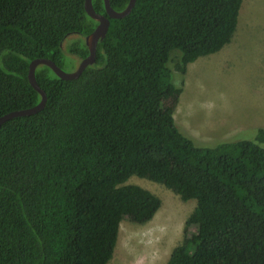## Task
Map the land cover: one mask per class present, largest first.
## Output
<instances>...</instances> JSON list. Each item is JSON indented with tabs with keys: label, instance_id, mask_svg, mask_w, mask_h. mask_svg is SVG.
<instances>
[{
	"label": "trees",
	"instance_id": "trees-1",
	"mask_svg": "<svg viewBox=\"0 0 264 264\" xmlns=\"http://www.w3.org/2000/svg\"><path fill=\"white\" fill-rule=\"evenodd\" d=\"M128 2L109 0L116 12ZM242 2L136 0L109 18L77 79L36 68L44 109L0 126V264H108L121 222L144 225L161 206L132 177L196 201L166 264H264V129L206 146L174 119L183 90L172 73L231 42ZM84 3L0 0V117L39 103L31 61L61 68L70 35L82 40L66 50L87 57L98 23ZM92 6L107 16L103 0Z\"/></svg>",
	"mask_w": 264,
	"mask_h": 264
},
{
	"label": "rangeland",
	"instance_id": "rangeland-1",
	"mask_svg": "<svg viewBox=\"0 0 264 264\" xmlns=\"http://www.w3.org/2000/svg\"><path fill=\"white\" fill-rule=\"evenodd\" d=\"M76 37L81 39L70 35L62 44L61 68L67 73L75 71L80 63L66 50ZM176 54L180 56L173 50L170 57ZM172 82L182 84L183 90L174 113L175 123L197 145L253 141L257 130L264 129V0H243L231 42L218 53L189 64L184 75L173 72ZM127 184L150 191L160 199L161 206L144 225L121 222L108 264H166L182 241L186 219L196 201L184 202L163 185L137 177Z\"/></svg>",
	"mask_w": 264,
	"mask_h": 264
},
{
	"label": "water",
	"instance_id": "water-1",
	"mask_svg": "<svg viewBox=\"0 0 264 264\" xmlns=\"http://www.w3.org/2000/svg\"><path fill=\"white\" fill-rule=\"evenodd\" d=\"M136 0H129L127 6L124 10L120 12L114 11L109 3V0H103L106 15H101L96 13L92 6V0H85L84 8L89 17L97 21L98 25L95 30L88 36L84 38L86 47L88 48V55L82 59L75 71L67 73L64 72L59 66H57L53 61L45 58H39L31 61L28 68L27 79L32 88L40 95L39 103L29 109H23L18 111L10 112L2 117H0V126L6 121L23 116L34 115L44 109L46 105V94L39 87L35 79V70L38 66H47L51 71L62 80H75L82 72L90 65L95 62L96 59V49L97 44L100 40L104 39L109 28V18L110 19H122L126 17L135 5Z\"/></svg>",
	"mask_w": 264,
	"mask_h": 264
}]
</instances>
